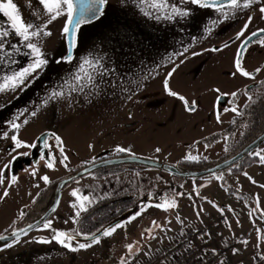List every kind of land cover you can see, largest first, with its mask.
<instances>
[{
  "label": "rangeland",
  "instance_id": "rangeland-1",
  "mask_svg": "<svg viewBox=\"0 0 264 264\" xmlns=\"http://www.w3.org/2000/svg\"><path fill=\"white\" fill-rule=\"evenodd\" d=\"M14 2L17 3L26 21L39 23L34 16V13L39 14L42 9L38 0H14ZM171 3L178 4L179 0H171ZM110 5L111 19H114L115 15L123 18L126 13L129 20L134 19L139 24L137 33L142 38L147 36L150 39H146V46L138 50V57L129 59L117 58L114 55L112 60H105L107 66L115 68L116 71L101 82L102 95L89 96L87 90L83 94L77 92L69 99H61L50 103L47 108H41L35 118L26 117L29 119V124L22 127L21 139L33 142L35 137L44 131L55 132L65 142L64 146L69 157L68 168L65 169L59 162L55 164L54 171L46 168L44 161L26 164L24 167L36 166L39 169L37 177H30L23 172L24 167L19 168L15 173L20 177L18 185L10 189V195L6 200L0 201V234H5L6 228L15 225L22 218L19 215L22 208L32 204L40 191L47 186L38 178L40 175H49L51 182L61 180L70 176L75 170L93 164V158L97 163L105 158L120 155L114 152L117 145L131 148L135 156L152 160H162L161 158L165 157L171 162L178 163L189 153L201 158L207 157V160L199 161L203 163L196 162L183 166V170L189 171L203 169L202 166L219 160L227 154L225 148L230 140V133L227 134L225 128L236 115L231 112L222 113L223 123H217L213 114L216 101V93L213 89L220 88L226 93L232 91L241 93L235 99L226 96L229 99L226 107L233 104L240 107L245 101V86L250 79L229 76L234 70L232 59L239 43H232V38L242 27L245 15L253 13V9H243L238 15L230 14L229 20L225 23L213 25V20L222 19L220 14L213 10L198 9L195 6H192L193 15L187 22L176 23L157 22L144 18L139 15L132 0H127L126 7L120 3V0H110ZM63 23V19L54 22L50 26L53 36L44 39L50 61L56 58V53L62 47ZM206 26L214 29L210 35L205 31ZM260 27H264V21L259 19L258 13H255L250 31ZM99 31H103V28L90 29L91 33ZM260 38L264 39V37ZM10 41L16 42L15 38ZM224 42H229L228 49L222 52L206 51V49L222 47ZM93 47L98 53L104 54L109 46L97 40L95 46L90 44L83 46L79 55H87ZM185 47L189 51L179 55ZM193 52H199L201 55L194 56ZM17 59L19 63L12 66L13 70L29 62L22 54ZM177 64L179 68L173 74L170 86L190 102L193 100L197 102L195 113L186 112L183 103L175 97L168 96L163 89V79ZM262 65H264V48L256 47L253 43L250 46V55L246 57L245 66L252 71ZM70 70L75 71V64L50 63L24 92L0 94V135L4 131L11 134L7 121L12 114L18 110L23 111L25 107L32 110L33 105H39L49 90L63 83L64 77ZM3 73L4 69H0V76ZM64 90L67 93V86ZM14 95L17 98L14 99ZM129 95L131 99H128ZM8 101L11 103H7ZM238 133L239 131L235 132L233 139L237 138ZM50 144L52 153L59 159L55 140L51 139ZM90 144L94 145V148H89ZM206 145L210 146L206 147ZM156 147L161 148V152L156 153ZM11 148L10 140L0 139V167L9 159L7 152ZM258 148H264V143ZM245 172L255 176L254 180L264 179V168L261 166L255 165L250 169L247 168ZM13 173L11 166L8 176ZM224 173L228 181L229 175L237 174L229 170ZM239 174L244 182L250 181L243 173ZM36 184L40 186L36 187ZM220 186H223L222 180H217L212 174L198 178H184L140 163H120L95 169L64 186L59 206L51 217L53 228L69 233L96 232L106 224V221L85 212L93 209L96 203L102 204L104 200L118 202L100 209H134L139 202H151L154 205L157 202H171L173 198L177 201V207L167 212L154 206L148 207L145 213L128 224L126 229H118L113 236L103 238L100 245L87 251L70 253L55 242L22 243L13 249L0 252V264H119L120 259L126 255V245L129 242L139 246L138 254L135 257H128L129 264H136L162 247L183 224L192 225L201 220L212 221L207 215L203 217L204 219L197 215L194 198L198 197L196 192H199V196L206 193L214 195ZM230 186L235 187L231 183ZM73 189H79L82 195L89 197V200L74 201V198L70 197ZM2 190L0 188V191ZM244 190L262 193L264 188L257 186L254 191ZM177 193H185V195L179 196L176 195ZM183 199L190 202V209H181ZM73 202L83 203L87 209L81 212L75 223L73 214L76 210L70 207ZM244 210L247 215H235L237 219L242 216L246 218L237 230L244 231L246 228L252 230L250 239H246V244L253 249L254 246L264 243V225H257V221L264 223L261 215V210L264 209ZM226 214V223L220 224L219 227L229 224L228 228H232V223L228 219L230 217L227 212ZM153 221L159 227L153 226ZM149 228L151 232L145 231ZM36 229L29 232L27 237H23V240L41 236L51 238V231ZM153 236L156 238L152 239ZM226 239L233 241L235 245L237 241L241 243L244 237L240 238L237 234L233 237L231 234Z\"/></svg>",
  "mask_w": 264,
  "mask_h": 264
},
{
  "label": "snow or ice",
  "instance_id": "snow-or-ice-1",
  "mask_svg": "<svg viewBox=\"0 0 264 264\" xmlns=\"http://www.w3.org/2000/svg\"><path fill=\"white\" fill-rule=\"evenodd\" d=\"M120 3L127 6V0H120ZM38 4L41 6L42 11L39 14L34 13L35 19L39 23L26 21L17 3L14 0H0V14L7 19V27H0V69H4V73L0 76V94L11 92L16 94L17 92H24L31 84L39 78V75L44 71L50 63L56 65L63 64H75V71H69L64 77L63 83L58 84L55 88L48 91L46 96L42 99L39 105H33L32 110L27 107L23 111H17L12 114L7 121L8 127L11 129V134L8 131H4L0 135V139L10 140L12 148L7 152L9 159L0 167V201L6 200L10 195V189L13 186L18 185L20 177L13 173L8 176V170L13 163L19 160L21 157H28L31 155L29 151H21L22 149H37L42 146L45 150L39 155V159L44 161V166L50 170H55V164L59 162L62 166L68 168V155L64 146L65 142L61 136L55 132L41 133L35 137L33 142H28L21 139L20 133L22 127L29 124L28 116L35 118L40 112L41 108H47L50 103H55L61 99H69L74 93H85L88 91L89 96L102 95L103 89L101 82L105 77L112 76L116 69L110 68L105 63V60H112V56L135 58L139 55V49L144 48L145 40L150 39L145 36L142 38L137 29L139 24L133 19L129 20L127 14L124 13L123 18L120 15H115L114 19L110 18V0H38ZM132 4L138 9L139 15L144 18L155 20L157 22L167 21L187 22L193 15V7L198 9L213 10L220 14L222 19L218 18L212 21L213 25H219L229 20L231 15H238L243 9H253V13L245 15V21L239 31L236 32L235 37L232 38V43H237V50L233 55L232 67L233 71L229 73V76L236 78L237 76L254 80L256 74L264 72V65L255 67L252 71L246 68V57L250 55V46L255 42V46L264 48V27H260L256 30L250 31V26L253 24L254 14L258 13L259 19L264 21V0H179V3H171V0H132ZM183 5V6H181ZM58 19H63L62 26V47L56 53V58L52 61L48 58V51L44 44L45 38L53 36V32L50 30V26L54 24ZM135 25V27H134ZM103 31L91 33L90 29H100ZM10 29V30H9ZM212 27H205V31L210 35L213 32ZM10 37H14L16 42H11ZM97 40L101 44H107V48L104 54H100L93 47L89 50L87 55H79V51L83 46L93 45L95 46ZM230 47L229 42H224L222 47H215L212 49H206L211 52H222L224 49ZM126 49V50H125ZM26 50V51H25ZM187 47L179 55H183L188 52ZM23 55L28 59V63L25 66L19 67L15 70L12 66L19 63L17 57ZM194 56H199L201 53L193 52ZM78 61V62H77ZM115 63V61H113ZM179 68V64L175 65L166 77L162 81L164 91L168 96L175 97L183 103L184 110L188 113H195L197 110V102L189 101L184 95L173 90L170 86V80L173 74ZM111 84V81L109 80ZM65 86H67V93L65 92ZM216 93V101L214 102L213 114L215 115L217 123H223L221 119L222 113L231 112L235 115H240L239 105L233 104L230 107H220V102L224 101L226 96H231L233 99L241 95L240 92L232 91L230 93L222 92L220 88L213 89ZM244 95L247 96L245 92ZM14 99L17 98L15 95ZM131 95L128 99H131ZM247 99L251 100L250 96ZM7 103H11L8 101ZM7 105L5 104L4 107ZM21 117H25L21 119ZM232 123H235L233 120ZM247 127V125H245ZM244 133H241L243 135ZM55 140V145L59 151V159L52 153V145L50 140ZM227 139V138H225ZM41 141H43L41 145ZM198 143V142H197ZM210 145H206L208 147ZM89 148H94V145H89ZM227 151V148H225ZM114 152L118 154H127L135 159V153L133 150L126 146L117 145L114 148ZM155 152H161V148L156 147ZM253 157L261 166H264V148H254L247 153ZM201 159L207 160V157H200L192 155L191 153L185 156V160L189 162H199ZM92 163H95L93 158ZM39 169L36 166L24 167L23 172L30 177H37ZM217 180H223L222 175L212 173ZM243 175L250 180L253 184L256 181L248 174L243 172ZM44 184H50L51 180L49 175H40L38 177ZM79 183V181H76ZM39 187V184L35 185ZM183 187V185H181ZM259 187L264 188V184H260ZM176 195L184 196L185 193H177ZM199 196V192H196ZM70 197L79 201H88L89 197L82 195L79 189H73L70 192ZM256 204L259 207V196H256ZM35 203V200L33 201ZM59 200L56 201V206L52 208V212L55 213L59 206ZM207 203L211 204L214 208L223 214V209L208 200ZM156 207L167 212L172 208L177 207L176 199H172L171 202L165 201L164 203L151 202H139L137 203L135 210H130L129 215L123 222H117L107 227L98 228L96 232L83 233L81 231H74L72 233L65 232L53 228V220L51 218L44 219L42 227L37 228V231H51V238L47 237H33L31 240H23V237L29 235V231L33 229L32 224H28L26 228H15L10 226L5 229L7 235L0 234V241H4V244L0 246V252L7 249H13L17 245L22 243H36V244H51L55 242L63 249H66L70 253H79L81 251H87L96 245H100L103 238L113 236L118 229H126L127 225L136 221L141 217L148 207ZM70 207L76 211L73 214V222H77L82 211H86L83 203L77 204L73 202ZM231 210V209H230ZM202 211V209L200 210ZM20 217L26 215L21 210ZM200 215V212H197ZM251 215V213H249ZM264 216V212L261 213ZM67 223V221H65ZM153 226L156 222H152ZM145 231L151 232V228ZM183 235V232L181 233ZM210 235V233L206 234ZM83 237L84 242H80L77 238ZM156 237L153 236L152 239ZM201 239L204 237L201 236ZM242 243H247L243 241ZM192 245L189 244L180 255L185 252H190ZM215 253V250H213ZM232 254L236 255L239 251L237 248L231 249ZM139 252L138 244L129 242L126 245V255L122 257L119 264H129L128 257H135ZM43 259V258H41ZM167 259V256L164 257ZM176 264H179V256H173ZM264 259V257H261ZM147 264H151L149 260ZM171 264V262H170ZM219 264H224V261H220Z\"/></svg>",
  "mask_w": 264,
  "mask_h": 264
},
{
  "label": "crops",
  "instance_id": "crops-1",
  "mask_svg": "<svg viewBox=\"0 0 264 264\" xmlns=\"http://www.w3.org/2000/svg\"><path fill=\"white\" fill-rule=\"evenodd\" d=\"M42 11V9L40 10ZM0 27H7V19L0 14ZM10 30V29H9ZM14 37H10L9 39H13ZM162 161L171 162L168 158H161ZM177 164V162H172ZM258 166H261L260 164H255ZM250 166L248 169L252 168L253 166ZM264 168V166H261ZM171 175V174H170ZM174 176V175H173ZM239 173L237 174H231L228 176L230 183L239 188L240 191L244 192L246 194L245 197H240L234 193H230L228 189L225 186H220V188L217 189L216 192H214V195H209L206 193L202 194L196 198H194V204L195 209H197V212H200L199 217L203 218L204 216H208L209 218L216 219L219 216H225L228 213L230 219V223H232V228H228L229 224L226 226H217L212 229L210 237L203 243L204 247L207 250H210L211 252L217 253L220 250H223L225 252V255L234 263L236 264H250L254 257L256 256H263L264 257V243L262 245H256L253 249H250L249 244L242 243L243 241H246V239H250L252 230H248L246 228L244 231H239L241 227V224L244 223L246 218L242 216L239 219L235 217V215H247V212L245 213L244 209H264V191L262 193H254V192H247L244 189H250L255 190L257 186L260 184H264V179H258L256 178V183L253 184L251 181H246L243 179V177ZM252 178L255 176H251ZM239 186V187H238ZM259 196V207H257L256 204V196ZM208 200L213 201L216 205H218L220 208H222L223 214H221L220 211H216L211 204L207 203ZM190 202L187 199H183L181 202V209H190L189 208ZM192 204V203H191ZM193 206V205H192ZM202 209V211H200ZM231 209V210H230ZM215 210V211H214ZM264 212L261 210V213ZM207 213V214H203ZM264 218V216H262ZM204 219V218H203ZM242 219V221H241ZM198 222V221H196ZM258 226H263L264 223L261 221H257ZM233 232V233H232ZM234 237L236 234L239 235L240 238L244 237V239L239 243L237 241V244L234 245V242L231 245L226 246L227 237L231 235ZM264 242V241H263ZM234 245V246H233ZM237 248L239 249L238 253L236 255L232 254L231 249Z\"/></svg>",
  "mask_w": 264,
  "mask_h": 264
},
{
  "label": "water",
  "instance_id": "water-1",
  "mask_svg": "<svg viewBox=\"0 0 264 264\" xmlns=\"http://www.w3.org/2000/svg\"><path fill=\"white\" fill-rule=\"evenodd\" d=\"M221 102H223V101H221ZM50 132L51 131H45L44 133H50ZM40 143H43V141H41ZM263 143H264V132L259 134L257 137H255L253 140H251L248 144H246L243 148H241L239 151H237L233 155L229 156L228 158H225L219 162H216L215 164H213L211 166H208L206 168L196 170V171L183 170L175 163L162 161V160L145 159V158H140L138 156H135L136 158L133 159L132 157L128 156L127 154L105 158L103 160L98 161L97 163L87 165V166L75 171L70 176L59 180L55 186L54 198H53L51 205L49 206V208L44 213H42L40 216H38L32 222L28 223V224L33 225V229L30 230L29 232H31L34 229L41 226L44 219L52 217V215L54 214L52 212V208L56 206L57 200H59V202H60L62 190L67 183H69L73 179L78 178V177H80V176H82L88 172L95 170V169H98V168H101L104 166H108V165L120 164V163H140V164H143L146 166L155 167V168H158L160 170L166 171L169 174L174 175V176H179V177H184V178H190V177L198 178V177H203V176L212 174L213 172L217 173V172L226 170L227 168H229L230 166H232L236 162L242 160L246 155H248L247 153L250 150H252L254 148H258ZM17 161H15L12 165V171L14 173H17L18 169H19V168H17V166H18ZM24 166L25 165H22V167H20V168H23ZM132 210H135V208ZM128 215H129V212L123 213L120 216H118L115 219L108 222L107 224H105L103 227H107V226L113 225L117 222H121ZM28 224L22 226L21 228H26ZM7 234L8 233H5L3 235H7ZM77 239L79 241L84 242L82 236L78 237ZM3 244H4V241H0V246H2Z\"/></svg>",
  "mask_w": 264,
  "mask_h": 264
},
{
  "label": "flooded vegetation",
  "instance_id": "flooded-vegetation-1",
  "mask_svg": "<svg viewBox=\"0 0 264 264\" xmlns=\"http://www.w3.org/2000/svg\"><path fill=\"white\" fill-rule=\"evenodd\" d=\"M245 89H246L247 96L245 95V101L243 102L242 106L239 107V111H240L241 114L234 116L232 118L231 122L225 128L226 133L227 134L230 133V140H229V142L226 145L227 154L226 155L224 154L219 159V161H221V160H223L225 158H228L229 156L233 155L234 153L231 154L232 150H237L238 149L237 151H239L241 148H243L246 144H248L251 141L250 140L247 143H245V145H242V142H245V140H247L249 138V137L246 136V134L251 132L250 127H249V123H250V118L252 116V110L255 108V106L260 105L262 99L264 98V72L256 74V77H255L254 80L250 79L249 82L246 84ZM248 96H250L252 99L251 100L247 99ZM228 100L229 99L227 97H225L224 101L220 103V107L221 106L222 107H226V105L228 103ZM233 120L235 121V123H232ZM245 125H247V127H245ZM237 131H239V133L237 135V138L233 139L234 134ZM262 132H264V131H262ZM241 133H244V134L241 135ZM261 133H259V134H261ZM41 145H42V143H41ZM25 151H29L31 153V155L28 156V157H21L17 161V163H18L17 168L22 167V165L32 164V163L41 161L39 159V155H40L41 152H44L45 150L41 146L39 148V150H37V149H25ZM53 183L54 182H51L50 184H47V186L43 190H41L40 193L42 191H44L45 189L49 188ZM38 195H37V197L35 199V202H36V200L38 198ZM53 198H54V196H53ZM111 202L112 201L107 200V202H104L102 204H97V203L96 204L98 206L105 205L107 207L109 205H112ZM33 204L34 203L30 204L28 207H23L22 208L23 211L26 213V215L23 216L19 221H17L15 223V225H13V227L21 228L22 226H24V225H21V224H25L26 225V224L32 222L34 219H36V217L34 219H32V220L30 219V215H32L34 213V211H30L29 209H38V208H35V207L33 208ZM130 210H132V209H89V211L88 212L86 211L85 213L92 214L94 217H97V219L105 220L106 221L105 223L107 224L111 220L115 219L116 217L120 216L123 213L129 212Z\"/></svg>",
  "mask_w": 264,
  "mask_h": 264
},
{
  "label": "built area",
  "instance_id": "built-area-1",
  "mask_svg": "<svg viewBox=\"0 0 264 264\" xmlns=\"http://www.w3.org/2000/svg\"><path fill=\"white\" fill-rule=\"evenodd\" d=\"M224 223H226V217L219 216L209 222L201 220L192 225L183 224L162 247L154 250L136 264H147L149 260L151 264H170V262L176 264L173 259L174 255L179 256V264H219L221 260L224 261V264H236L225 255L223 250L214 253L207 250L203 245L210 237L212 229ZM182 232L183 235H181ZM208 233L210 235H206ZM201 236L204 238L201 239ZM232 243L233 241L228 240L226 246ZM189 244L192 245L191 251L180 255ZM165 256L167 259H164ZM261 257H254L250 264H264V259Z\"/></svg>",
  "mask_w": 264,
  "mask_h": 264
},
{
  "label": "trees",
  "instance_id": "trees-1",
  "mask_svg": "<svg viewBox=\"0 0 264 264\" xmlns=\"http://www.w3.org/2000/svg\"><path fill=\"white\" fill-rule=\"evenodd\" d=\"M249 127H250L251 132L246 134V136L249 138L247 140H245V142H242V145H245V143L254 139L259 133L264 131V98L262 99L261 104L255 106V108L252 110V116L250 118ZM237 150H232L231 154L235 153ZM120 155H126V154H120ZM216 162H219V160L212 161L208 165L202 166V167L204 168V167L211 166V165L215 164ZM194 163H196V162H189V161H186L185 159H183V160L179 161L177 163V165L181 169H184L183 166L192 165ZM199 163H203V162H199ZM257 163L258 162L256 160H254L253 157L246 155L242 160L236 162L235 164H233L232 166H230L229 168H227L224 171L217 172L216 174H222V176L224 178L222 180V184H223V186H225L228 189V191L230 193H234L240 197H245L246 194L241 193L235 187L230 186V183H229L228 179L225 177L224 172L229 170L230 172H233V173H243L246 171L247 168H249L250 166L257 164ZM59 180H56L49 188L45 189L44 191H42L38 195L36 202L33 204V208L35 207L38 209H29L30 211H34V213L32 215H30L31 220L34 219L35 217L37 218L38 216H40L50 206V204L53 200L55 186ZM104 202H107V200H104L103 203ZM117 202H118L117 200L112 201L111 204H115ZM97 204H100V203H97ZM97 204L93 206V209H100V208L105 206V205L98 206ZM21 225H25V224H21Z\"/></svg>",
  "mask_w": 264,
  "mask_h": 264
}]
</instances>
